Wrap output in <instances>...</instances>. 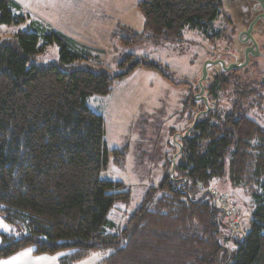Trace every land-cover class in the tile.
I'll use <instances>...</instances> for the list:
<instances>
[{"label":"trees","instance_id":"1","mask_svg":"<svg viewBox=\"0 0 264 264\" xmlns=\"http://www.w3.org/2000/svg\"><path fill=\"white\" fill-rule=\"evenodd\" d=\"M138 8L156 41H182L188 29L211 41L224 37L225 28L213 27L221 14L233 24L224 0H140ZM0 12L5 24L30 17L16 0H0ZM29 28L0 42V216L22 231L18 239L2 234L0 259L33 247L36 254L70 250L61 264L98 251L107 253L101 264H264V125L240 106L201 117L179 140L174 178L183 180L170 177L179 150L174 145L158 187L122 230L109 231L115 228L109 213L118 201H129L130 193L122 182L102 177L110 153L105 119L90 109L87 98L109 94L116 78L140 65L163 68L134 55L120 62L127 70L118 75L82 67L90 53L72 48L66 35L34 19ZM143 39L136 33L122 41L133 45ZM54 42L60 46L59 64H29ZM229 82L225 75L211 81L206 86L211 98L222 100ZM189 104L193 120L196 104ZM225 176L251 194L254 207L251 228L232 253L222 245L220 227L225 214L232 225L238 222L236 201L230 192L222 193L219 208L211 189Z\"/></svg>","mask_w":264,"mask_h":264},{"label":"rangeland","instance_id":"2","mask_svg":"<svg viewBox=\"0 0 264 264\" xmlns=\"http://www.w3.org/2000/svg\"><path fill=\"white\" fill-rule=\"evenodd\" d=\"M16 1L24 14H30V17L19 23L5 24L0 21V42L10 41L21 30L32 29L29 27L34 19L47 29L66 35L72 48L90 53L89 58L81 62L82 67L97 71L104 69L118 75L127 70L121 68L120 62L128 55H134L139 60L147 58L163 68L140 65L130 74L116 78L109 94L87 98L90 109L105 119L106 143L110 153L108 167L102 172V177L122 182L130 193L129 201H118L109 213L115 228L108 230L118 232L126 226L128 218L142 204L151 188L158 187L163 179L166 160L175 149L174 134H184L181 130L186 128L188 122L191 124L195 120L187 115L191 114L189 103L192 101L196 104L193 110L195 117L206 110L204 104L194 99L199 92L197 86L204 64L214 58L225 61L221 58L225 55L223 49L231 43L235 49L238 48L234 54L241 63L244 46L237 44L236 38L245 24L236 22L232 9L225 6L224 12L231 16L233 24L227 23L221 14L213 25L214 30L225 28L224 37L211 41L202 32L188 29L182 41H156L144 29V17L138 8L140 0ZM136 33L144 38L143 41L133 45L124 44L122 38L133 39ZM40 42H43L42 36ZM260 50L264 51L262 48ZM263 58L250 59L245 68L219 73L218 77L225 75L230 81L220 101L208 97L206 86L216 77L213 76L216 68L210 67L211 76L204 85L211 111L221 109L224 112L240 106L250 117L264 125ZM33 63L40 66L59 64L60 46L56 42L47 46L44 52L29 61V64ZM173 129L179 131L171 136ZM211 189L215 192V202L219 208H223L219 201L222 193L230 192L236 201L238 224L232 225V220L225 214L220 227L222 245L231 253L236 252L243 234L251 228L252 196L245 188L232 186L227 176L214 180ZM233 226L236 228L234 231ZM2 234L16 239L22 237V231L16 224L0 216V242ZM19 252L17 259L11 263L8 260L18 252L0 259V262L61 264L60 259L71 251L67 249L57 254L36 255L33 247H29ZM106 255L98 251L74 264H101Z\"/></svg>","mask_w":264,"mask_h":264},{"label":"water","instance_id":"3","mask_svg":"<svg viewBox=\"0 0 264 264\" xmlns=\"http://www.w3.org/2000/svg\"><path fill=\"white\" fill-rule=\"evenodd\" d=\"M224 2L226 7H230L232 9L235 21L245 24L244 28L238 32L236 38V42L244 46L245 49L242 52L241 64L232 63L227 65L224 60H220V64L222 66L219 72L215 73L216 77H218L219 73L245 68L250 62L251 57H256L260 55L259 44L254 36V33L264 32V0H224ZM216 63H218V61L208 60L204 64L202 68L201 77L198 81L197 86L199 92L194 97L196 102H200L201 99L205 101L206 110L201 111L196 115L192 126L189 127L184 134L176 133L172 138L174 144L179 147L178 152L174 155L172 159V171L170 177L174 181L181 182L183 180L174 178L176 161L182 152V145L179 140L187 138L190 132L197 125L199 119L208 115L211 111L208 98L205 95L206 90L204 83L207 82L209 77L211 76V65H214ZM184 181H187V179H185ZM180 187L181 184L178 185V188ZM206 193L207 192L202 195V198L205 196Z\"/></svg>","mask_w":264,"mask_h":264},{"label":"flooded vegetation","instance_id":"4","mask_svg":"<svg viewBox=\"0 0 264 264\" xmlns=\"http://www.w3.org/2000/svg\"><path fill=\"white\" fill-rule=\"evenodd\" d=\"M254 36H255V38H256V40H257V42H258V44H259V49L260 48H262V49H264V32H255L254 33ZM237 44H240V43H237ZM244 49H245V47H243ZM236 49H238L237 47H236ZM235 48H234V44L233 43H231V45H228V46H224V49H223V51H225L224 53H225V55H222L223 57H221V58H224V59H226L225 60V62H226V64L228 65V64H232V63H236V64H241V63H239L240 61H239V58H237V56H235V50H236ZM222 51V52H223ZM234 56V57H233ZM256 57H264V51L262 50H260V55H258V56H256ZM253 58H255V57H251V61H252V59ZM259 59H262V58H259ZM264 59V58H263ZM213 61H218V63H216V64H214V65H211V67L213 68V69H215V71L218 73L219 72V69L221 68V64H220V60H222V59H216V58H214V59H212ZM231 60V62H229ZM238 70V69H237ZM215 72V73H216ZM213 76H215V74H213ZM215 78H217V77H215ZM214 78V79H215ZM264 79V78H263ZM211 95H210V93H209V95H208V97H210ZM200 104H204L205 105V101L203 100V99H201V101H200ZM191 133V132H190Z\"/></svg>","mask_w":264,"mask_h":264},{"label":"crops","instance_id":"5","mask_svg":"<svg viewBox=\"0 0 264 264\" xmlns=\"http://www.w3.org/2000/svg\"><path fill=\"white\" fill-rule=\"evenodd\" d=\"M24 250H26V249H24ZM19 253L20 252H18L17 254H15V255H13L8 261H10V263L12 262V261H14L15 259H17V257L19 256ZM34 253V252H33ZM37 255V254H36ZM39 255V254H38ZM32 257H37V256H32Z\"/></svg>","mask_w":264,"mask_h":264},{"label":"built area","instance_id":"6","mask_svg":"<svg viewBox=\"0 0 264 264\" xmlns=\"http://www.w3.org/2000/svg\"><path fill=\"white\" fill-rule=\"evenodd\" d=\"M230 205H229V207L228 208H231L232 207V201H230V203H229ZM232 210H233V208H232Z\"/></svg>","mask_w":264,"mask_h":264},{"label":"snow or ice","instance_id":"7","mask_svg":"<svg viewBox=\"0 0 264 264\" xmlns=\"http://www.w3.org/2000/svg\"><path fill=\"white\" fill-rule=\"evenodd\" d=\"M0 264H7V262H0Z\"/></svg>","mask_w":264,"mask_h":264}]
</instances>
